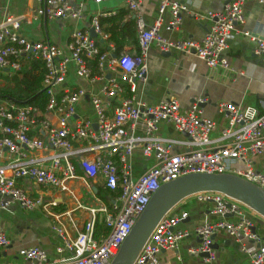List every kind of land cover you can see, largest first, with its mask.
Masks as SVG:
<instances>
[{
  "label": "built area",
  "instance_id": "built-area-1",
  "mask_svg": "<svg viewBox=\"0 0 264 264\" xmlns=\"http://www.w3.org/2000/svg\"><path fill=\"white\" fill-rule=\"evenodd\" d=\"M36 1L35 16L55 18L80 16L86 0L79 4L69 0ZM124 1L137 30L139 48L133 53L111 55L99 48L89 30L81 28L71 32L66 47L48 40H31L20 32L22 14L6 13L0 18V68L10 65L20 69L22 54L40 58L45 65L41 89L46 94L45 110L55 116L44 115L37 105L0 97V210L13 202L23 209L41 210L51 219V228L60 241L52 256L40 244L25 245L16 249L13 260L0 255V264H17L18 260L20 264H110L152 193L161 183L189 172H233L264 188V163L260 168L253 164L255 155L264 158V111L220 100L217 109L227 123L211 136L215 122L203 113L200 98L183 107L173 95L157 103L134 95L137 80L146 79L147 53L153 41L161 50L174 48L196 54L208 66H228L224 51L237 24L244 22V3L248 0H228L221 9L208 10L209 27L197 39H173L161 32L162 26H179L181 12L189 9L185 1L158 0V15L151 23L143 17L141 0ZM166 11L170 17L163 23ZM91 25L105 35L97 16L92 17ZM241 31L257 40L255 51L264 60V32L253 35L250 30ZM72 66L80 77L104 79L100 93L67 87ZM124 83L131 95H122ZM88 94L91 116L79 113L77 108L79 99ZM162 120L172 123L181 135H161ZM136 149L153 156L154 161L132 178L130 158ZM18 178L41 188L31 195ZM99 186L109 191L108 202L95 190ZM193 195L211 201L216 218L195 226L200 241L190 246L189 252L205 253L206 260L213 259V235L223 230L241 243L246 264H264V243L255 248L245 245L244 240L259 236L243 203L218 191ZM64 197L75 200V209L58 210ZM76 210L86 216L79 217ZM187 216L185 209H170L132 264H164L159 252L176 250L190 233L176 227ZM9 243L0 216V251Z\"/></svg>",
  "mask_w": 264,
  "mask_h": 264
},
{
  "label": "crops",
  "instance_id": "crops-1",
  "mask_svg": "<svg viewBox=\"0 0 264 264\" xmlns=\"http://www.w3.org/2000/svg\"><path fill=\"white\" fill-rule=\"evenodd\" d=\"M72 4H79L82 0H69ZM185 1L189 9L180 14L179 26L175 29L161 27V32L170 38H200L208 29L210 21L206 17L208 10L221 9L228 0H180ZM36 0H0V18L6 14H22L20 32L31 40H48L61 47H66L71 32L75 28L89 30L91 36L101 50L108 51L111 55H118L121 51L136 52L138 50L135 38L138 39L135 20L132 12L128 10L124 0H86L82 2L81 14L78 17L71 15L64 17H38L35 16ZM120 9L125 14L118 21L111 22V30H104L99 34L92 28L93 16L101 17L117 15ZM141 10L147 23L153 22L158 15V0H141ZM168 11L164 13V22L169 19ZM134 20L132 28L126 29L127 20ZM105 25H109L108 22ZM93 29V31H92ZM250 30L253 35L264 32V3L257 0H248L244 3V22L237 24V29L230 36L228 47L224 51L228 59V66H208L202 58L196 54L183 52L177 49L161 50L153 41L147 53V74L145 80H137L134 95L148 103H157L161 98L173 95L177 97L183 107L188 106L193 100L200 98V105L203 113L215 122L211 130V136H216L220 129L226 125L227 120L224 114L217 109V102L220 100L233 101L243 106H253L259 113L264 111V60L255 51L257 40L244 35L241 30ZM94 33V34H93ZM20 69H14L8 65L0 68V91L1 88L14 87L15 84L23 83L24 79L31 72L32 66L40 64L45 72L43 61L31 53L19 56ZM97 72V71H96ZM42 76V78H43ZM108 73H106V77ZM104 79L96 77L94 80L80 77L74 71L73 66L67 74L65 85L74 90L83 87L87 92L100 93ZM39 89H42V79ZM43 91V90H42ZM46 102V94L43 91ZM123 96L131 95L127 83H124ZM0 97L15 100L20 103H31L37 105L40 111L51 118L54 115L45 110V102L42 107L32 102H26L13 95ZM18 98V99H17ZM78 112L91 116L93 114L89 101V94L79 99L77 103ZM161 135L180 136L181 134L173 128L172 123L162 120L159 124ZM253 164L260 168L264 163L261 155H255ZM132 178H136L143 170L153 164V156H145L141 150L136 149L131 158ZM241 164V163H239ZM78 172L80 171L77 166ZM21 185L30 189L31 195L37 194L40 185H35L27 179H17ZM104 187H96L101 198L108 202L106 194L109 191ZM78 194L82 195L80 190ZM77 196V195H76ZM73 198H63L58 210L75 209ZM60 207H62L60 209ZM185 209L188 216L179 221L176 227L187 229L190 233L182 238L176 250H161L159 257L164 264H246V253L241 249V243L232 239L223 230L213 235L212 246L215 250V257L206 260L203 254L191 253L188 248L197 244L200 240L195 234L196 225L205 220H213L216 215L211 211L212 202L204 201L195 195H189L179 201L173 208L174 211ZM247 214L251 217L253 228L258 234V239H246L245 245L255 248L264 243V217L254 210L245 207ZM79 217L86 214L76 210ZM1 222L10 237V243L5 250L2 249L1 257L13 260L16 249L20 246L40 244L49 255H54L55 246L60 242L57 234L52 232L51 225L44 213L39 209H23L13 202L7 209L0 210ZM53 243V246L51 245ZM20 264L18 260L16 262Z\"/></svg>",
  "mask_w": 264,
  "mask_h": 264
},
{
  "label": "water",
  "instance_id": "water-1",
  "mask_svg": "<svg viewBox=\"0 0 264 264\" xmlns=\"http://www.w3.org/2000/svg\"><path fill=\"white\" fill-rule=\"evenodd\" d=\"M202 191L222 192L264 217L260 185L233 172H189L161 183L152 193L110 264H132L158 221L183 198Z\"/></svg>",
  "mask_w": 264,
  "mask_h": 264
},
{
  "label": "trees",
  "instance_id": "trees-1",
  "mask_svg": "<svg viewBox=\"0 0 264 264\" xmlns=\"http://www.w3.org/2000/svg\"><path fill=\"white\" fill-rule=\"evenodd\" d=\"M125 14V10L120 9V11H118L117 15H110V16H106V17H101V19L99 20V23H101V25H104L103 29L104 30H111L112 28V24L111 22H115V25L119 26V20L122 18V16ZM109 25H105V23H107ZM134 24V20L129 19L127 20V22L125 23V26L120 27V29L123 30L124 27H126V29H128L130 26V28H132V25ZM134 26L136 27V25L134 24ZM136 30V29H135ZM115 30H111V34L114 36L115 35ZM137 32V30H136ZM135 43H138V39L135 38ZM137 47L139 48L138 44ZM138 51V50H137ZM136 51V52H137ZM41 65L35 64V66H32L31 72L27 75V77L24 79L23 83L21 84H15L14 87H7V88H1V91L3 93V95H8L10 97H12L13 95L19 97L21 100H24L26 102H32L35 104H38L39 107L43 108L44 102H45V96L43 95V91L39 89L40 86V81L42 79L43 76V68L40 67ZM94 72L96 71V68H94L93 70ZM18 99V98H17ZM104 191H106V189H104ZM62 207H60L61 209ZM100 226V225H98Z\"/></svg>",
  "mask_w": 264,
  "mask_h": 264
},
{
  "label": "rangeland",
  "instance_id": "rangeland-1",
  "mask_svg": "<svg viewBox=\"0 0 264 264\" xmlns=\"http://www.w3.org/2000/svg\"><path fill=\"white\" fill-rule=\"evenodd\" d=\"M175 206H176V205H175ZM175 206H174V207H175ZM174 207H173V208H174ZM45 217L48 219V221H49V223H50V222H51V219L48 218L47 216H45ZM52 232L55 234V232H54L53 230H52ZM51 245L53 246V243H51Z\"/></svg>",
  "mask_w": 264,
  "mask_h": 264
}]
</instances>
